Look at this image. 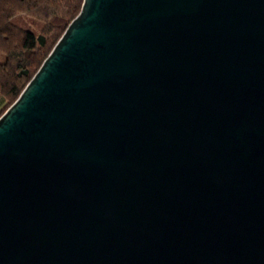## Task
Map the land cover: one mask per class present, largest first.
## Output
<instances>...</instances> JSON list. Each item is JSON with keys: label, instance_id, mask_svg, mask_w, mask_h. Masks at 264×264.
Here are the masks:
<instances>
[{"label": "water", "instance_id": "obj_1", "mask_svg": "<svg viewBox=\"0 0 264 264\" xmlns=\"http://www.w3.org/2000/svg\"><path fill=\"white\" fill-rule=\"evenodd\" d=\"M0 115V264H264V0H83Z\"/></svg>", "mask_w": 264, "mask_h": 264}, {"label": "trees", "instance_id": "obj_2", "mask_svg": "<svg viewBox=\"0 0 264 264\" xmlns=\"http://www.w3.org/2000/svg\"><path fill=\"white\" fill-rule=\"evenodd\" d=\"M83 0H0V115L22 92Z\"/></svg>", "mask_w": 264, "mask_h": 264}, {"label": "rangeland", "instance_id": "obj_3", "mask_svg": "<svg viewBox=\"0 0 264 264\" xmlns=\"http://www.w3.org/2000/svg\"><path fill=\"white\" fill-rule=\"evenodd\" d=\"M1 106V105H0Z\"/></svg>", "mask_w": 264, "mask_h": 264}]
</instances>
